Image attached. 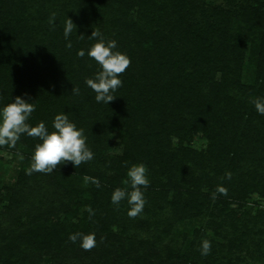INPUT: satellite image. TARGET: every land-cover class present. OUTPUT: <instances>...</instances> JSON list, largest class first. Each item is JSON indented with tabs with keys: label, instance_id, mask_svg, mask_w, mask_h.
Instances as JSON below:
<instances>
[{
	"label": "trees",
	"instance_id": "trees-1",
	"mask_svg": "<svg viewBox=\"0 0 264 264\" xmlns=\"http://www.w3.org/2000/svg\"><path fill=\"white\" fill-rule=\"evenodd\" d=\"M67 18L76 30L65 39ZM94 29L131 60L108 105L97 103L85 83L102 70L87 55L98 42L88 38ZM17 96L35 104L31 126L43 121L51 132L55 116L66 114L84 130L94 158L77 168L68 162L51 174L27 175L41 141L22 135L15 148L2 146L24 159L1 213L0 264H38L42 257L48 264H130L141 246L153 250L155 263L148 264H186L179 225L189 209L205 220L192 239L197 235L216 248L232 228L224 220L242 210L243 258L251 260L264 244V223L251 227L249 219L252 206L264 200V115L250 102L264 98V0L214 6L204 0H0V110ZM140 163L150 185L142 189L144 210L133 219L127 199L117 206L111 196L117 188L131 190L123 182ZM85 175L101 186L85 187ZM218 185L227 195L216 193L213 201ZM80 206H91V219L86 210L85 218L74 217ZM15 209L27 225L10 220ZM77 232L95 233L96 247L84 251L79 240L71 243L69 235ZM224 247L197 254L192 264H242L235 247Z\"/></svg>",
	"mask_w": 264,
	"mask_h": 264
},
{
	"label": "clouds",
	"instance_id": "clouds-1",
	"mask_svg": "<svg viewBox=\"0 0 264 264\" xmlns=\"http://www.w3.org/2000/svg\"><path fill=\"white\" fill-rule=\"evenodd\" d=\"M56 13H52L49 23L53 24ZM54 27V24H53ZM76 25L73 20L67 18L64 26V37L68 39ZM84 39L83 35L79 36ZM89 39L98 40L88 50L87 55L94 59L100 66L101 71L97 72L94 78H86V85L92 89L96 95L97 103L109 102L117 97L113 93L120 87L123 82L119 78L130 66V58L119 51H113L117 47L115 40L105 42V38L98 29H94ZM67 48H72L69 41ZM77 56L83 58L85 51L83 49L77 52ZM72 93L79 95L80 89L73 87ZM254 104L256 111L264 115V98H254L250 101ZM35 111V104L26 102L20 96H17L13 102L7 104L0 110V146L15 148L17 142L22 135L37 138L40 143L35 145V151L32 155V163L26 169L27 175L34 172L51 174L59 165L71 162L74 167H79L83 163H87L94 158L93 152L86 145V137L84 130L77 129V126L69 120L66 114H57L53 120V131H49L46 124L41 121L36 126H31L27 121L31 114ZM17 156L23 160L24 157L19 152ZM74 175V174H73ZM127 177L123 183L130 185L131 190L127 188H117L111 196V202L119 206L122 200L127 199L130 208L127 213L129 218L139 216L145 207L146 200L142 189H147L150 181L147 177V168L143 163L132 165L127 171ZM227 179H231V173H226ZM84 186L89 183L97 188L101 186L99 179L85 175L83 177ZM216 193L227 195V189L223 186H217L216 192L212 194L213 201L217 198ZM89 213V218L95 214L91 206L85 209ZM69 241L76 243L80 241V247L84 251H91L96 247L97 241L95 233H74L69 235ZM200 252L202 256H207L211 252V242L204 239L201 243Z\"/></svg>",
	"mask_w": 264,
	"mask_h": 264
},
{
	"label": "rangeland",
	"instance_id": "rangeland-1",
	"mask_svg": "<svg viewBox=\"0 0 264 264\" xmlns=\"http://www.w3.org/2000/svg\"><path fill=\"white\" fill-rule=\"evenodd\" d=\"M193 1H197V0H193ZM227 1V0H226ZM204 2L206 3H210L212 6L214 5H221L223 3H225V0H204ZM116 136H113V139H115ZM195 148H200L201 144H194ZM28 165V164H27ZM31 164H29L30 167ZM23 168L22 162L19 158L17 157H13L12 155H10L6 149H4L2 146H0V220L2 218L1 213L4 212V206L8 205V193L10 192L11 188H15V184L17 183V181H19V179L21 178V169ZM236 178V177H235ZM149 179V178H148ZM150 181V179H149ZM240 183H242V179H240ZM85 194L87 193V199L89 200V198L91 197V191L87 192V190L84 191ZM85 196V195H84ZM85 196V197H86ZM252 195H250L247 199L248 203L245 206H250L251 205V200ZM255 199V198H254ZM76 200V199H75ZM67 202V200H66ZM258 203V204H257ZM22 205V204H20ZM18 205V206H20ZM230 207L232 209H237L238 208V204L234 203V205H230ZM230 208V209H231ZM86 208L85 207H78L77 211H75L73 213V215H75L74 217L80 219L82 217L85 218L86 214L84 213V210ZM242 209V208H241ZM125 211V210H124ZM256 211L261 213H264V200H258L256 202L255 205L252 206V209L250 211V215H253L252 217L254 219H252L248 214L245 215V217H250L249 219L252 220V223H250L251 227L254 225H257V223L260 220V223H264V216L260 217L258 216L259 213H256ZM14 214L10 215V220L15 221L16 223L19 225L20 223H22V225H27L26 221L28 220L27 217L23 214V212H19L18 210H13ZM188 213V217L187 219H185V221L183 223H180V236L183 237L184 239L182 240V243H184V245L186 246L185 251L188 252V258H189V263L186 264H192L193 262L196 261L197 259H200L199 255H201L200 252V248H201V241L203 239H200L197 235H195V239H192L194 236V231H196L199 226H200V222L205 223V220L203 219L204 214L201 215H197V217H191V214H195L196 212H192V209H189L187 211ZM201 212L205 213L204 208H202ZM242 210H235V216L233 217L234 220H229L228 222H226L224 220V223H227V225L229 223H232V228H228L226 229L227 232H223L224 236H227V240L226 242H224V240H220L218 239L217 243L218 246H216V248L218 249H222L224 250L222 247H226V251H233V247L236 248L237 250V256L238 258H242V264H264V244L255 247L257 249V255L255 257H253L251 260H247L245 258H243V252H242V246L238 245V241L242 239V226H246V225H242ZM261 215V214H260ZM221 219H224L223 217ZM71 222L76 221L74 218H71L70 220ZM239 221V223L237 224V222ZM223 223V224H224ZM113 225L114 228H116V226L119 227V225H117V223L115 224H111ZM129 225V224H128ZM177 225V224H176ZM175 225V226H176ZM135 228L138 229V232H141V229H139L138 225H134ZM112 227V228H113ZM131 228V226H129ZM262 228V226H261ZM132 229V228H131ZM118 231V230H117ZM134 234H136V232H134ZM128 237V235H127ZM126 237V239H127ZM211 240V239H210ZM224 247V248H225ZM215 248V246L211 243V249L217 250ZM122 250V249H121ZM135 250V249H134ZM137 251L141 252V253H137ZM137 251H135L136 256H138L139 258V262L135 261V254H134V258L130 264H148L149 262H154V257L152 256V252L153 250L149 249V246H141L139 248H137ZM244 251V250H243ZM149 254H151L149 256ZM199 254V255H197ZM152 256V257H151ZM215 253L211 256V259L215 258ZM83 261L85 262V259H83ZM49 262L47 261V258L42 257V259L40 260V262H38V264H48ZM155 263V262H154ZM115 264H118L117 261ZM123 264H128L127 261L123 262ZM185 264V263H184Z\"/></svg>",
	"mask_w": 264,
	"mask_h": 264
}]
</instances>
